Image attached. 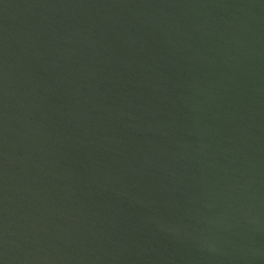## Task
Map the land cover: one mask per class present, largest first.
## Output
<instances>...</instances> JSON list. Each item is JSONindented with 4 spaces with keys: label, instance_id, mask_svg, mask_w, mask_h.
Wrapping results in <instances>:
<instances>
[{
    "label": "water",
    "instance_id": "obj_1",
    "mask_svg": "<svg viewBox=\"0 0 264 264\" xmlns=\"http://www.w3.org/2000/svg\"><path fill=\"white\" fill-rule=\"evenodd\" d=\"M0 264H264V0H0Z\"/></svg>",
    "mask_w": 264,
    "mask_h": 264
}]
</instances>
